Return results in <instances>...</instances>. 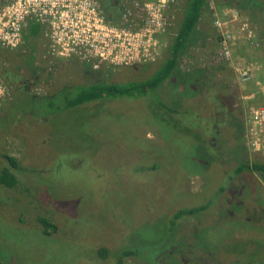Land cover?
<instances>
[{
    "label": "rangeland",
    "instance_id": "1",
    "mask_svg": "<svg viewBox=\"0 0 264 264\" xmlns=\"http://www.w3.org/2000/svg\"><path fill=\"white\" fill-rule=\"evenodd\" d=\"M209 7L206 23H201L199 29L209 28L211 36L206 44V39L198 41L190 55L183 59L182 69L196 63L206 68L219 65L214 64V61L218 62L219 42L213 21L216 16L231 19L230 11L237 10L240 18L238 16L239 20L233 23L237 28L233 59L253 68L254 79L238 83L234 71L224 66V70L214 72L212 80L222 91L233 95L235 115L246 129L251 108L264 106V95L260 92V85L264 86V24H259L257 14L255 18L251 17L236 1L210 0ZM243 22L255 32V42L247 39L246 32L241 30ZM174 34L172 26L159 37L164 44L162 55L157 61L146 63L145 67L156 66L167 53ZM44 44L45 40L37 37L32 47L27 45L24 55L22 47L0 48L1 73L14 70L27 77L23 85L26 91L23 90L28 93L17 90L14 97L11 88L12 100L0 105V170L8 165L3 153L14 156L22 168L16 170L18 185L15 188L0 184L2 264H118L116 251L121 246L152 250L148 254L152 257L158 250L157 244L167 236L165 213L175 206L180 196L202 193L221 183L226 184L229 178L224 173L232 165L245 158L264 157L247 147L245 129L237 135L238 129L230 126L225 129V126L221 134L217 127L221 140L226 144L229 139L227 145L231 148L226 156L220 151L203 175L197 168L201 165L197 163L202 161L201 157L205 161L207 156L198 160L196 149L200 152L204 149L191 142L190 125L193 130L198 125L203 130L207 118L196 120L192 114H184L188 128L180 127L182 133H176L174 128L161 125L152 116L151 111L159 114L153 96L105 100L51 113L48 108L52 104L50 106L43 96H51L63 85L133 81L136 76L144 79L150 73L148 68H142L143 64L117 68L77 58L52 61L47 58ZM29 51L34 53V58ZM32 58L27 66L32 67V75L26 76L21 64ZM4 80L8 82L6 78ZM195 86L191 85L190 90H197ZM187 91L184 86L178 89L176 85L172 89L162 88L157 94L165 104H175L174 101L179 99L182 107L188 108L184 100L191 96ZM62 98L60 94L54 97L58 107ZM220 126H224L222 122ZM218 142L219 145L210 135L205 146L218 151L220 140ZM237 143L241 146L242 156L229 158L228 154L240 153ZM151 159L161 165L158 173H146V176L140 171L133 175L128 173L132 168L136 171L140 165H153ZM237 180L232 185L234 191H228V203L231 204L236 195L235 207L239 210L235 208L231 221L220 220L209 231L208 238L215 244H223L225 239L233 237L231 244L238 248V257L245 259L247 254L241 255L242 250L250 248L251 241L264 243V215L255 211L264 209V179L245 173ZM42 217L54 228L47 231L39 222ZM195 225L183 221L181 228L191 240ZM102 246L109 250L105 259L97 252ZM217 257L220 259V255ZM217 259L214 256L202 261L216 264ZM123 264L140 262L131 258Z\"/></svg>",
    "mask_w": 264,
    "mask_h": 264
},
{
    "label": "trees",
    "instance_id": "2",
    "mask_svg": "<svg viewBox=\"0 0 264 264\" xmlns=\"http://www.w3.org/2000/svg\"><path fill=\"white\" fill-rule=\"evenodd\" d=\"M229 1H236L242 10L244 9L247 13L249 12L251 17L255 18L257 14L259 24H264V0ZM99 3L107 19L113 23L120 20L122 6L117 0H99ZM209 6L210 0H184L181 3L180 12L177 14L176 20L173 24L175 34L168 46L167 53L156 63V66L145 67L146 63L141 65L145 70L148 68V72L150 73V75L144 77V79H137L136 76V79L133 81L111 82L107 80L93 84L63 85L59 91L51 96H43V98L49 100V104H52V106L50 104L51 108L48 109L51 113H56L99 101L131 100L153 96L159 106V109H157L159 114L151 111L152 116L156 117V120L161 123V125L165 126V124H168L170 129L174 128L176 133H182V131H179L180 127L183 129L186 127L188 128V122L183 119L184 114H192L195 116L196 120L200 117H205L207 119L203 125V130L202 128H199L198 125L197 128L195 127V130L200 131L197 132L192 129L193 125H190L191 142H194L196 145L204 149H200L201 152L196 149V154L198 152V160L203 155L207 156L205 161L201 157L202 161L199 160V163H197L205 167L197 166V168L200 169V172L204 175L209 163L215 161L221 152L226 156L225 154L228 153L231 148L227 145V143L230 144L229 139L226 144L223 143L224 140H221L222 137L218 134L216 130L217 127L221 134H223L222 131H224L225 126V129L229 126L238 129L236 131L237 135L243 133L245 129L244 123L235 115L236 105H234L233 95L227 93L226 90L222 91L221 87L216 85L215 81L212 80L214 72L224 70V66L227 67L226 64L221 63L206 68V66H201L196 63L186 70L182 69L183 59L190 55V52H192L191 50L197 46L198 41L206 39L204 41V44H206L208 37L211 36V34H209V28H205V30L199 29L201 23H206V12L209 10ZM41 31L42 27L39 23L34 21L29 23L25 32V44L23 45L25 51L22 55L27 54V45L32 47L34 41L40 36ZM262 37L264 38V32ZM216 40H219V38L217 37ZM29 52L34 58V53L31 51ZM33 58L30 62L25 60L27 63L21 64L26 76L29 73L32 75L33 69H30L32 67L27 66L29 63L31 64ZM0 74L9 82H7L9 84L7 85L10 89H13L14 93L15 91L17 93V90H20L21 92L28 94L23 88L27 77L19 75L14 72V70H6L2 73L0 71ZM141 75H143L142 72ZM176 85L178 86V89L180 86H184L188 89L186 93L191 97L184 100L186 102L185 105H188V108L182 107L183 104L179 99L174 101L175 104H165L159 99L160 97L157 94L158 90L162 88L166 90L172 89V87ZM191 85H196L195 87H198V89L195 91L190 90ZM178 92L180 93V91ZM57 94L63 96L59 107L57 103L53 101ZM195 95L197 96L195 97ZM9 100L11 101L12 98L10 97ZM47 113L50 112L48 111ZM217 115L221 116L217 118ZM221 122L224 125L223 127L220 126ZM212 131L213 133L211 134ZM210 135L214 140H217V145H219L218 141L220 140V147L218 146L220 150L215 151L210 148L207 149L205 146L206 138ZM237 145L239 146L240 153L236 155L235 153L228 154L229 158L242 156L241 146L239 143H237ZM2 157L7 160L8 165L0 170V184L8 188H15L18 185L16 170H22V168L14 156L3 153ZM151 160L154 161L153 165L149 167L140 165L137 167L136 171L132 168L128 170V173L133 175L135 172L140 171L145 173L144 176H146V173H158L161 165L158 161H155L154 159ZM245 173H250L252 176H259L264 179V157L252 160L251 158H245L234 166L232 165L231 169L227 173H224V175L229 178L226 184L221 183L215 186L213 190H204L202 193L188 194L184 197L180 196L177 199L178 203L176 202L175 206L170 208L169 212L165 213L167 236L162 243L157 244V252L150 257L148 254H151L152 250L121 246L116 251L118 264H123L124 260L131 258L136 259L140 264H205V262L203 263L205 258L215 256V259H217V256L219 255L220 259H217L216 264H264V243L261 245L255 244L256 241H251L250 248L246 247V249L242 250L243 253L241 255L247 254L245 259H242L241 256L238 257V248L235 249L231 244L233 237L225 239L223 244H215L214 241H211L208 238L209 231L216 227L220 220L230 219L231 221L233 212L236 209L239 210L238 207H235V205H237L235 201L236 195L231 200L233 202L231 204L228 203V191H234L232 190L233 183L238 181L237 179L242 177ZM255 211L256 213L259 212L264 215V209L263 211L255 209ZM246 214L250 216L248 213ZM259 220L260 219L255 221L258 222ZM183 221H187L188 224L196 223V229L192 233V240L191 237L187 235V232L182 233L181 231ZM39 222L47 231L49 228H54V225L46 218L42 217ZM160 248L163 249L161 250ZM153 249L155 250L154 247ZM108 251L107 247L102 246L97 250L98 256L105 259L108 257ZM140 260H142V262Z\"/></svg>",
    "mask_w": 264,
    "mask_h": 264
},
{
    "label": "built area",
    "instance_id": "3",
    "mask_svg": "<svg viewBox=\"0 0 264 264\" xmlns=\"http://www.w3.org/2000/svg\"><path fill=\"white\" fill-rule=\"evenodd\" d=\"M183 1L117 0L122 15L113 23L99 0H0V48H23L26 28L34 21L42 27L40 36L52 61L77 58L113 67L152 63L162 55L164 44L159 37L173 26ZM230 14L231 19L216 16L213 21L219 38L214 64H226L238 83H247L254 79V69L233 59L237 29L233 23L240 14L237 10ZM241 30L247 39L256 41L247 22ZM260 92L264 95V86L260 85ZM10 97V88L0 76V105ZM245 124L247 147L264 154V106L252 107Z\"/></svg>",
    "mask_w": 264,
    "mask_h": 264
},
{
    "label": "crops",
    "instance_id": "4",
    "mask_svg": "<svg viewBox=\"0 0 264 264\" xmlns=\"http://www.w3.org/2000/svg\"><path fill=\"white\" fill-rule=\"evenodd\" d=\"M40 37H41V36H40ZM16 94H17V93H16V91H15L14 96H16Z\"/></svg>",
    "mask_w": 264,
    "mask_h": 264
},
{
    "label": "water",
    "instance_id": "5",
    "mask_svg": "<svg viewBox=\"0 0 264 264\" xmlns=\"http://www.w3.org/2000/svg\"><path fill=\"white\" fill-rule=\"evenodd\" d=\"M0 264H2V263L0 262Z\"/></svg>",
    "mask_w": 264,
    "mask_h": 264
}]
</instances>
